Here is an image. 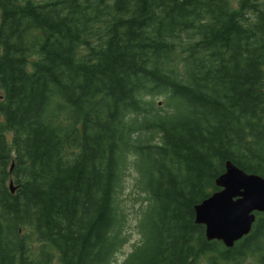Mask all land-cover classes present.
Wrapping results in <instances>:
<instances>
[{"label": "trees", "instance_id": "16d2710c", "mask_svg": "<svg viewBox=\"0 0 264 264\" xmlns=\"http://www.w3.org/2000/svg\"><path fill=\"white\" fill-rule=\"evenodd\" d=\"M227 160L264 177V0H0V264H110L127 161L121 264H264V213L194 221Z\"/></svg>", "mask_w": 264, "mask_h": 264}, {"label": "water", "instance_id": "95a60500", "mask_svg": "<svg viewBox=\"0 0 264 264\" xmlns=\"http://www.w3.org/2000/svg\"><path fill=\"white\" fill-rule=\"evenodd\" d=\"M215 185L219 190L194 206V221L204 226L208 241L218 240L231 248L249 234L255 213H264V177L245 172L227 160ZM9 188L14 191L12 182Z\"/></svg>", "mask_w": 264, "mask_h": 264}, {"label": "rangeland", "instance_id": "374dc122", "mask_svg": "<svg viewBox=\"0 0 264 264\" xmlns=\"http://www.w3.org/2000/svg\"><path fill=\"white\" fill-rule=\"evenodd\" d=\"M155 103L158 107H164L163 97H156ZM130 161L133 162V157L130 156ZM138 172L127 161L122 173V186L119 193V203L124 213L125 225L123 235L125 242L115 253L110 264H121L130 251L133 245L139 242L140 234L136 230L137 220L141 209L146 205V193L140 188L138 183ZM242 264H251V259H247Z\"/></svg>", "mask_w": 264, "mask_h": 264}]
</instances>
